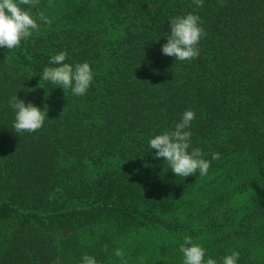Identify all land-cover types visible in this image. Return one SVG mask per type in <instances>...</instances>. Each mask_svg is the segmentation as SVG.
<instances>
[{
	"label": "trees",
	"instance_id": "1",
	"mask_svg": "<svg viewBox=\"0 0 264 264\" xmlns=\"http://www.w3.org/2000/svg\"><path fill=\"white\" fill-rule=\"evenodd\" d=\"M31 12L51 24L0 47V264H121L117 249L127 264H183L185 236L205 259L264 264V0H40ZM189 12L206 36L179 61L161 46ZM61 51L89 63L86 94L42 79ZM14 95L46 111L41 129L15 132ZM189 109V151L211 166L183 178L148 141Z\"/></svg>",
	"mask_w": 264,
	"mask_h": 264
},
{
	"label": "clouds",
	"instance_id": "2",
	"mask_svg": "<svg viewBox=\"0 0 264 264\" xmlns=\"http://www.w3.org/2000/svg\"><path fill=\"white\" fill-rule=\"evenodd\" d=\"M40 0H0V47L13 50L20 47L22 40H27L33 31H39L38 21L51 24V20L38 12L33 17L31 9L39 5ZM223 6V0H219ZM197 7L203 6V0H193ZM22 5L29 6L26 10ZM51 6V0H49ZM201 18L194 13L171 17L169 21L170 35L167 42L161 46L162 54L174 57L176 60H192L199 55L198 44L206 32L201 27ZM67 52L61 51L50 57V64L54 67H45L42 72V79L51 82L53 85L63 89H71L77 95L86 94L93 80V72L88 62L66 63ZM10 106L15 110L13 128L16 133L36 132L43 127L46 111L41 110L33 103L27 104L14 95L10 100ZM195 119L193 110H185L174 129L166 130L153 136L149 141V148L155 149V156L167 161L175 176L188 177L199 172L200 176L208 173L211 161L203 158L199 148H191V132L186 130L190 127L191 121ZM212 159H219V153H212ZM59 191V189H57ZM50 199L54 198L50 195ZM105 249L107 245L104 246ZM179 251L183 254V264H237L239 253L232 251L225 255L222 262L212 257L205 259V249L194 243L190 236L184 237ZM120 258L121 264H127L124 259V252L120 249L115 251ZM81 264H98L95 257L84 254Z\"/></svg>",
	"mask_w": 264,
	"mask_h": 264
}]
</instances>
